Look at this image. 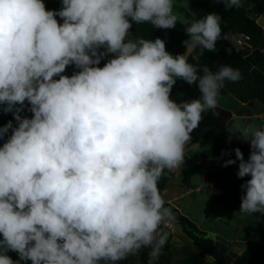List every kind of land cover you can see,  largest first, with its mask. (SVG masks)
<instances>
[{
    "label": "clouds",
    "instance_id": "1",
    "mask_svg": "<svg viewBox=\"0 0 264 264\" xmlns=\"http://www.w3.org/2000/svg\"><path fill=\"white\" fill-rule=\"evenodd\" d=\"M61 2L0 0V111L16 121L0 127V264H119L144 248L153 264L168 239L159 229L174 218L158 181L183 165L202 114L242 74L198 68L160 38H131L133 23L174 28L173 0ZM220 22L214 12L193 20L185 47L215 51ZM70 65L79 71L63 75ZM177 80L200 97L177 103ZM236 127L250 155L236 148L223 166L238 160L237 177H251L240 212L264 215V130Z\"/></svg>",
    "mask_w": 264,
    "mask_h": 264
},
{
    "label": "trees",
    "instance_id": "2",
    "mask_svg": "<svg viewBox=\"0 0 264 264\" xmlns=\"http://www.w3.org/2000/svg\"><path fill=\"white\" fill-rule=\"evenodd\" d=\"M247 5L252 9V14H246L235 7H227L225 0H196L190 2L187 8L181 9L188 23L180 24L179 30L170 29L165 41L166 51L173 56L187 54L188 48L184 41L189 37L186 27L190 26L193 20L203 18L208 13H216L221 17V34L215 44V51H203L197 48L187 57L188 62L195 64L198 68L208 66L212 71H216L219 65H229L240 72L246 64L247 52L244 49H237L229 36L245 35L250 41L257 44L264 37V30L258 24V17L264 12V0H247ZM104 60L100 67H103ZM79 69L74 65L66 68L63 75L71 76ZM58 79V77H54ZM223 93V92H222ZM200 92L196 85H188L183 80H177L174 85L171 98L177 103L190 102L200 97ZM13 122L11 113L0 111V127ZM214 111L202 114L199 127L192 133V140L186 145L184 153V163L180 167V177L184 185L195 177L205 179L210 185L219 189L223 196V205L229 209L241 205V196L244 194L241 185L251 177L238 178L239 161L236 164L224 167L223 164L229 159L235 160L234 149L240 148L245 160L250 155V145L244 141V136L240 133H230L229 127L216 126ZM8 135H11V130ZM7 136L0 140L1 146L6 142ZM187 151H193L189 155ZM224 153V155H222ZM175 179V171L165 170L158 181V188L161 193L167 185ZM165 207L172 208L165 203ZM264 224V215L260 213L252 214ZM175 219L181 227L185 236L190 239L195 247V253L186 260L185 264H208V259L213 255L215 249V237L213 234L202 231L190 218L180 212L175 213ZM228 248H238L242 251V256L236 264H264V244L254 240L232 241L227 244ZM145 250V248L143 249ZM145 263L144 257H141ZM25 262V261H23ZM29 264H32L30 261ZM219 264H222L219 262Z\"/></svg>",
    "mask_w": 264,
    "mask_h": 264
},
{
    "label": "crops",
    "instance_id": "3",
    "mask_svg": "<svg viewBox=\"0 0 264 264\" xmlns=\"http://www.w3.org/2000/svg\"><path fill=\"white\" fill-rule=\"evenodd\" d=\"M173 0L175 8L179 9V4L187 8L192 1L196 0ZM46 10H59L62 6L61 0H43ZM238 10L251 15L252 9L247 5V0H242V6ZM58 22L63 21L56 17ZM258 24L264 30V12L257 19ZM170 29H156L149 23H133L132 39L144 38L155 40L156 38L164 39ZM232 40L234 37L229 36ZM246 50V64L241 70L242 79L237 82L225 81L224 87L218 97V106L231 112L232 116L226 127L230 133L240 132L236 127L241 128L251 125L260 130L263 129L264 119V37L257 43L246 40L241 47ZM240 48V49H241ZM193 51L187 50L186 58ZM108 58H111L109 56ZM106 63V59L103 61ZM225 99H221L222 97ZM221 99V101H219ZM259 100H262L260 102ZM27 103V102H26ZM219 107V108H220ZM12 114V113H11ZM22 116L32 113L27 108L21 113ZM243 123L240 124L239 121ZM16 121L13 117V125ZM233 131H231V129ZM241 133V132H240ZM245 140L249 137H244ZM249 145L250 143L247 142ZM0 147L1 143H0ZM177 185H167L166 190L162 193L165 203L172 206L174 212H180L190 218L202 231L213 234L215 237V249L213 255L208 259V264H236L242 256V251L238 248H228L227 244L232 241L254 240L264 244V224L255 216L246 215L240 212V206L229 209L223 205L224 196L215 186L210 185L205 179L195 176L188 185H184L180 177V167L174 169ZM179 225V224H178ZM174 225L171 220L166 221L159 229L166 232L169 239L163 249L169 254L167 261L172 264L176 262H185L195 253V247L190 239L183 233L181 227ZM0 239H3L0 234ZM149 248H145L143 256L148 255ZM175 251V252H174ZM15 251H9L8 255L14 256L12 260L17 261ZM30 262V260H28ZM127 264L128 260H123ZM24 262L21 261V264ZM144 264H148L146 261ZM156 264V263H155Z\"/></svg>",
    "mask_w": 264,
    "mask_h": 264
},
{
    "label": "rangeland",
    "instance_id": "4",
    "mask_svg": "<svg viewBox=\"0 0 264 264\" xmlns=\"http://www.w3.org/2000/svg\"><path fill=\"white\" fill-rule=\"evenodd\" d=\"M175 2L176 3H180V2H178L177 0H175ZM180 7H186L185 5L183 6V5H181V4H179V6H178V8L179 9H177V8H175L174 7V9H173V14L174 15H176V17H177V23H176V25H175V27L174 28H172L173 30H175V31H178L179 30V25L180 24H187L188 23V21H187V19H186V17L184 16V14L183 13H181V11H180ZM221 99H225V97L223 96ZM221 99H219V101H221ZM218 107H220V106H218ZM220 108H222V107H220ZM224 109V108H223ZM26 117H29V115H27ZM239 123L240 124H242L243 123V121L242 120H240L239 121ZM231 129V131H233V129L232 128H230ZM187 153L189 154V155H192L193 154V151H187ZM178 184V180H176V179H174L172 182H170V185H172V186H174V185H177ZM169 209H171V208H169ZM171 211H172V214H173V219L171 220V222L174 224V225H176V226H179L178 225V223H177V221H176V219H175V212H174V209H171ZM180 228V227H179ZM168 239H169V235H168ZM167 239V240H168ZM148 251V255L147 256H143V251L141 250L138 254H136V255H134V256H129L128 258H127V260H128V262H127V264H144L143 262H142V260H141V257H144V260L148 263V261H149V259H150V257H149V252H150V249H148L147 250ZM175 252V251H174ZM169 253L167 252V251H165L163 248L161 249V255L159 256V258L157 259V260H155V261H153V264H170L168 261H167V255H168ZM13 257L14 256H11V258L13 259ZM16 257L18 258V260H19V256H18V254H16ZM124 262L123 261H120L119 262V264H123ZM20 264H21V261H20ZM172 264H185L184 262H176V261H174Z\"/></svg>",
    "mask_w": 264,
    "mask_h": 264
},
{
    "label": "water",
    "instance_id": "5",
    "mask_svg": "<svg viewBox=\"0 0 264 264\" xmlns=\"http://www.w3.org/2000/svg\"><path fill=\"white\" fill-rule=\"evenodd\" d=\"M219 67V66H218ZM218 67H217V69H218ZM216 69V70H217ZM222 92L220 91V94H221ZM260 102H262L263 103V101L262 100H259ZM214 116H215V120H216V126H219V127H226V125H227V123H228V121L230 120V118H231V116H232V114H231V112H229V111H227V110H224L223 108H219V107H217V109L216 110H214ZM167 188V187H166ZM166 190V189H165ZM164 190V191H165ZM163 191V192H164ZM162 192V193H163ZM176 212H177V210H176Z\"/></svg>",
    "mask_w": 264,
    "mask_h": 264
},
{
    "label": "built area",
    "instance_id": "6",
    "mask_svg": "<svg viewBox=\"0 0 264 264\" xmlns=\"http://www.w3.org/2000/svg\"><path fill=\"white\" fill-rule=\"evenodd\" d=\"M234 38L232 39V42L233 44L235 45V47L237 49H240L244 42L246 40H249L245 35L243 34H240V35H237V36H233ZM264 117V116H263ZM263 129H264V119H263ZM23 264H29V261H25Z\"/></svg>",
    "mask_w": 264,
    "mask_h": 264
}]
</instances>
